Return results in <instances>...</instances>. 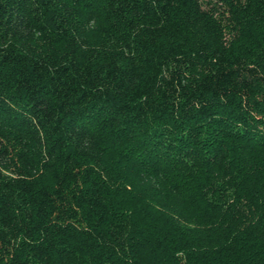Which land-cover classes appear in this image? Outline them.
I'll return each instance as SVG.
<instances>
[{
  "label": "trees",
  "instance_id": "obj_1",
  "mask_svg": "<svg viewBox=\"0 0 264 264\" xmlns=\"http://www.w3.org/2000/svg\"><path fill=\"white\" fill-rule=\"evenodd\" d=\"M0 264H264V0H0Z\"/></svg>",
  "mask_w": 264,
  "mask_h": 264
}]
</instances>
